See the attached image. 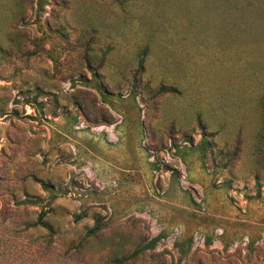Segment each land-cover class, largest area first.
<instances>
[{"label": "rangeland", "instance_id": "rangeland-1", "mask_svg": "<svg viewBox=\"0 0 264 264\" xmlns=\"http://www.w3.org/2000/svg\"><path fill=\"white\" fill-rule=\"evenodd\" d=\"M36 2L0 0V264H264V0Z\"/></svg>", "mask_w": 264, "mask_h": 264}, {"label": "trees", "instance_id": "trees-1", "mask_svg": "<svg viewBox=\"0 0 264 264\" xmlns=\"http://www.w3.org/2000/svg\"><path fill=\"white\" fill-rule=\"evenodd\" d=\"M42 2L43 0H37V10L38 11H42L43 7H42ZM88 63V65H90V61L89 59H87L86 61ZM89 67V66H88ZM141 63H140V68H141ZM92 77L94 80H96V74L93 72ZM137 86L133 85L132 91L133 93L136 91ZM100 92H101V88H99ZM176 90L173 88H169V87H165V86H159V89L155 90L154 92H146L147 95H150V97H160L162 95H165L167 93H175ZM41 92L36 89V94L33 96H29L26 98V104L29 106H35V107H39L41 108V104L37 102V98L38 95ZM261 108L263 110L264 113V103H262ZM200 146L203 149H207L208 148V141L205 139H201L200 141ZM53 198H55V195H53ZM44 214H41L38 220V223L43 225V223L41 222L42 218H43ZM80 219V216H74V221H78ZM104 224L97 221L94 226L92 228H90L89 230H87V232L85 233L84 237L77 243V244H70L67 247V251H73L75 253L79 252L82 249L83 243L88 239V238H94L98 235V233L103 229ZM159 238H154L152 239L150 242L148 243H144V244H140L138 245L132 252H130L129 254L126 255H119V254H113L107 257H102V256H95L92 259V262L90 264H130L132 263L134 260H136L139 256L143 255L146 251L152 250L153 247L155 246V244L157 243ZM190 241H188L187 243H182V242H177L175 244V248L179 254V260H178V264L181 263V261H183L186 256L189 254L190 251Z\"/></svg>", "mask_w": 264, "mask_h": 264}]
</instances>
